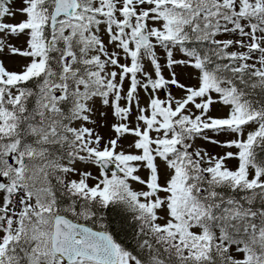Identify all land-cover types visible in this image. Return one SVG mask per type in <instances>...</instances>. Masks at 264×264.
Instances as JSON below:
<instances>
[{
	"label": "snow or ice",
	"instance_id": "1",
	"mask_svg": "<svg viewBox=\"0 0 264 264\" xmlns=\"http://www.w3.org/2000/svg\"><path fill=\"white\" fill-rule=\"evenodd\" d=\"M0 264H264V0H0Z\"/></svg>",
	"mask_w": 264,
	"mask_h": 264
},
{
	"label": "rangeland",
	"instance_id": "2",
	"mask_svg": "<svg viewBox=\"0 0 264 264\" xmlns=\"http://www.w3.org/2000/svg\"><path fill=\"white\" fill-rule=\"evenodd\" d=\"M22 17H20L18 15L17 19H21ZM5 63L8 66L9 69L12 70H19L20 65L23 63V60L19 59V58H14V59H5ZM175 94L179 95L178 92H176ZM141 95H143V93H141ZM95 119H97L98 121H100L101 123L104 122V118L100 117L99 114H97L96 117H94ZM113 122V120L111 119V117L109 116V118L107 119V124H111ZM98 131L101 132L102 135H104L105 137H108L110 135H112L109 127L105 126V127H101L97 129ZM129 142H131V137H129L128 139H126L124 141L125 145H127ZM211 150V149H210ZM215 151H220V149H215ZM236 164L235 161H232L231 164L229 165L230 167L234 166ZM134 187H136L134 185Z\"/></svg>",
	"mask_w": 264,
	"mask_h": 264
},
{
	"label": "trees",
	"instance_id": "3",
	"mask_svg": "<svg viewBox=\"0 0 264 264\" xmlns=\"http://www.w3.org/2000/svg\"><path fill=\"white\" fill-rule=\"evenodd\" d=\"M131 241L129 240V243H130Z\"/></svg>",
	"mask_w": 264,
	"mask_h": 264
}]
</instances>
